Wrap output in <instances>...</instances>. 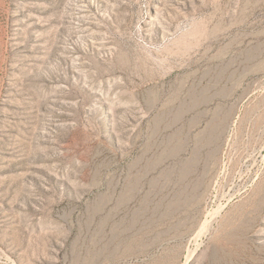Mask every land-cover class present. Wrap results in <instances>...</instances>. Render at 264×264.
I'll use <instances>...</instances> for the list:
<instances>
[{
    "label": "rangeland",
    "instance_id": "rangeland-1",
    "mask_svg": "<svg viewBox=\"0 0 264 264\" xmlns=\"http://www.w3.org/2000/svg\"><path fill=\"white\" fill-rule=\"evenodd\" d=\"M0 264H264V0H0Z\"/></svg>",
    "mask_w": 264,
    "mask_h": 264
}]
</instances>
